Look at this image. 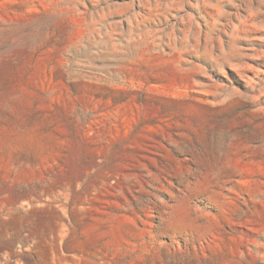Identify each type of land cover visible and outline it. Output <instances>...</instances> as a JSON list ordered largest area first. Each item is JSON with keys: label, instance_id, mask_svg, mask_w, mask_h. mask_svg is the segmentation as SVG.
<instances>
[{"label": "rangeland", "instance_id": "rangeland-1", "mask_svg": "<svg viewBox=\"0 0 264 264\" xmlns=\"http://www.w3.org/2000/svg\"><path fill=\"white\" fill-rule=\"evenodd\" d=\"M0 264H264V0H0Z\"/></svg>", "mask_w": 264, "mask_h": 264}]
</instances>
